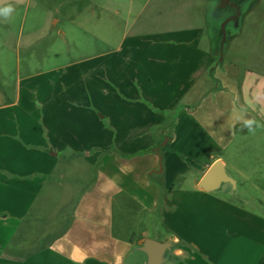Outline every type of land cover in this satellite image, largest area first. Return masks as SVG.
<instances>
[{
	"label": "crops",
	"instance_id": "obj_1",
	"mask_svg": "<svg viewBox=\"0 0 264 264\" xmlns=\"http://www.w3.org/2000/svg\"><path fill=\"white\" fill-rule=\"evenodd\" d=\"M212 1L148 0L143 26L167 36L168 42L126 45L130 59L123 60L124 70L111 80L118 85V93L101 98L99 121L90 113L79 118L96 128L100 141L106 138V130L121 132L118 152L103 154L97 166L89 155H82L77 118H72L71 110L65 114L67 119L63 112L39 106L34 124L13 131L9 111L14 106H0V112L8 111L7 119L0 113V264H126L146 232L138 239L135 232L119 231L116 209L121 217L141 216L149 222L158 213L171 223L169 212L178 213L185 197L215 195L199 190L197 184L209 166L221 160L217 154L226 147V125L234 129L244 124L245 106L235 101L232 89L239 79L254 76V71L234 61L215 64L213 44L205 48L204 36L213 37L215 30L207 18ZM214 2L218 5L219 0ZM132 9L130 5L129 14ZM247 14L243 10L237 16L232 39L246 25ZM220 18L221 27L232 22L227 15ZM142 50L148 52L147 58L136 57L135 52ZM110 65L109 61L103 65L106 78ZM255 77L262 78L261 74ZM30 110L23 113L29 115ZM66 151L71 155H62ZM63 161L80 163L88 184L77 197L68 199L66 208L51 205L49 215L59 229L44 244L34 249L22 242L13 244L25 219H39L36 210L44 206L33 210V202ZM159 161L161 172L154 173ZM212 224L195 220L192 227ZM184 239L206 254L191 237ZM170 241L174 243L170 257L183 256L176 247L179 239L173 236Z\"/></svg>",
	"mask_w": 264,
	"mask_h": 264
},
{
	"label": "rangeland",
	"instance_id": "obj_2",
	"mask_svg": "<svg viewBox=\"0 0 264 264\" xmlns=\"http://www.w3.org/2000/svg\"><path fill=\"white\" fill-rule=\"evenodd\" d=\"M147 2L0 0V7L13 9L7 18L0 16V106H14L9 111L12 130L19 127L22 131L25 124H34L35 110L39 106L64 115L71 110L74 112L72 118H77V132L80 133L77 141L84 151L82 155H89L97 166L103 154L117 153L121 132L116 134V131L106 130V138L100 141L96 128L79 118L90 113L98 120L101 98L118 93V85L111 80L115 81L117 71L124 70L123 60L130 59L129 52L124 49L126 45L168 42L167 36L154 34L152 28L143 26L142 21L149 13V9H145ZM212 2L207 9V18L215 30L213 37L204 36L205 48L213 44L215 64L234 61L241 68L254 71V76L239 79L232 93L235 101L245 106V119L264 125V0H252L246 6V25H241L239 36L233 39L235 25L229 22L221 27L222 14L218 13L216 2ZM130 5L133 8L131 14ZM205 48L204 52H209ZM147 53L142 50L136 51L135 55L143 59L147 58ZM105 61L111 64L108 78L103 67ZM257 74L262 78L255 77ZM26 109H31L29 115L23 113ZM7 112L2 110L0 113L7 119ZM65 118L69 119L66 115ZM102 124L105 126L104 122ZM253 127L252 132L244 124L234 129L227 124L226 130L223 129L226 147L217 155L236 180L235 198L231 193L189 195L178 213L169 212L171 223L165 222L158 213L149 222L141 216L121 217L116 209L117 229L125 234L135 232L138 239L144 231L146 238L158 242L177 237L176 247L184 255L169 257L164 264H264V127ZM71 153L66 151L62 155L68 157ZM59 166L33 202V210L44 206L42 211L33 212L39 219H25L13 244L22 242L29 249L44 244L59 229L57 221H52L49 215L51 205L54 209L56 205L66 208L68 199L77 197L88 184L82 177L85 173L80 163L63 161ZM58 174H61L59 184L55 182ZM195 220L213 224L192 227ZM188 236L205 249V255L184 241ZM127 260L126 264H145L147 259L141 252L133 250Z\"/></svg>",
	"mask_w": 264,
	"mask_h": 264
},
{
	"label": "water",
	"instance_id": "obj_3",
	"mask_svg": "<svg viewBox=\"0 0 264 264\" xmlns=\"http://www.w3.org/2000/svg\"><path fill=\"white\" fill-rule=\"evenodd\" d=\"M161 162L159 161V169L154 173L161 172ZM197 188L201 191L211 194H225L230 193L235 198L237 196L236 180L226 171L221 160H215L203 176L200 178ZM174 248V243L171 241L158 242L152 239H144L140 246L134 250L144 254L145 264H164L169 259L170 254Z\"/></svg>",
	"mask_w": 264,
	"mask_h": 264
},
{
	"label": "flooded vegetation",
	"instance_id": "obj_4",
	"mask_svg": "<svg viewBox=\"0 0 264 264\" xmlns=\"http://www.w3.org/2000/svg\"><path fill=\"white\" fill-rule=\"evenodd\" d=\"M252 0H219L217 5L218 13L229 16L232 19V24L235 25L237 16L245 10L246 6Z\"/></svg>",
	"mask_w": 264,
	"mask_h": 264
},
{
	"label": "clouds",
	"instance_id": "obj_5",
	"mask_svg": "<svg viewBox=\"0 0 264 264\" xmlns=\"http://www.w3.org/2000/svg\"><path fill=\"white\" fill-rule=\"evenodd\" d=\"M12 11L13 9L11 7H0V16L7 18L12 13ZM253 125L256 127H264V125L258 124V122L255 120L249 119L244 121V126L247 127L250 132L255 130Z\"/></svg>",
	"mask_w": 264,
	"mask_h": 264
},
{
	"label": "trees",
	"instance_id": "obj_6",
	"mask_svg": "<svg viewBox=\"0 0 264 264\" xmlns=\"http://www.w3.org/2000/svg\"><path fill=\"white\" fill-rule=\"evenodd\" d=\"M148 151H151V150H148ZM147 152V151H146ZM159 178V177H158ZM156 183H157V185L159 186V188H162V182H161V180H158V181H156Z\"/></svg>",
	"mask_w": 264,
	"mask_h": 264
}]
</instances>
